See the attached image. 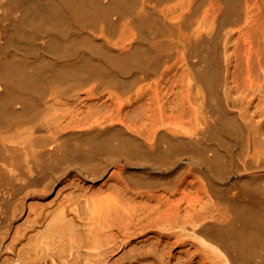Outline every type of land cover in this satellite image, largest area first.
Returning a JSON list of instances; mask_svg holds the SVG:
<instances>
[{"label": "bare ground", "instance_id": "bare-ground-1", "mask_svg": "<svg viewBox=\"0 0 264 264\" xmlns=\"http://www.w3.org/2000/svg\"><path fill=\"white\" fill-rule=\"evenodd\" d=\"M0 264H264V0H0Z\"/></svg>", "mask_w": 264, "mask_h": 264}]
</instances>
